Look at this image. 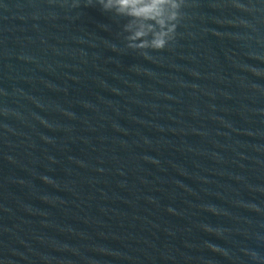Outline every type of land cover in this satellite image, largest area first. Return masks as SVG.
Wrapping results in <instances>:
<instances>
[{
  "label": "water",
  "instance_id": "1",
  "mask_svg": "<svg viewBox=\"0 0 264 264\" xmlns=\"http://www.w3.org/2000/svg\"><path fill=\"white\" fill-rule=\"evenodd\" d=\"M182 11L0 0V264H264V0Z\"/></svg>",
  "mask_w": 264,
  "mask_h": 264
},
{
  "label": "clouds",
  "instance_id": "2",
  "mask_svg": "<svg viewBox=\"0 0 264 264\" xmlns=\"http://www.w3.org/2000/svg\"><path fill=\"white\" fill-rule=\"evenodd\" d=\"M104 12L123 18L127 48L148 56L147 50L160 51L175 41L177 28L184 19L186 0H87ZM76 7L74 3L72 5ZM240 5H237L239 7ZM256 75H264L253 68ZM255 256V254H253Z\"/></svg>",
  "mask_w": 264,
  "mask_h": 264
}]
</instances>
